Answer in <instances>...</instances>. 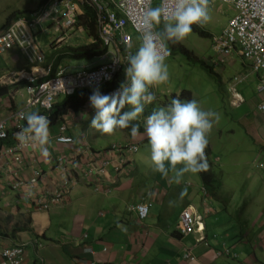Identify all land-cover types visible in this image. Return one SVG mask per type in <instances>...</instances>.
Returning a JSON list of instances; mask_svg holds the SVG:
<instances>
[{"label": "clouds", "instance_id": "1", "mask_svg": "<svg viewBox=\"0 0 264 264\" xmlns=\"http://www.w3.org/2000/svg\"><path fill=\"white\" fill-rule=\"evenodd\" d=\"M58 1L61 2V5L57 14L53 13L49 17H43L39 20V17L43 16L44 12L50 11L49 9L55 3V0H42L37 11L30 12L29 15H24L20 12L13 13L8 20L0 26V32H2L7 30L15 22V20L19 18L28 20L30 23L28 27V34L31 35L33 39L36 46V52L41 53L45 57L44 61L40 63L37 61L36 52L30 50L29 53L26 54L18 43L12 48H18L19 52L23 56L27 57L32 67L30 70L8 71L9 74L0 76V87L8 88V92L5 95L0 96V106H2L1 104L8 106V114L2 117V114L0 113V120L8 117L9 113L21 111L29 98V94L26 91V86L29 84L27 80L7 85L1 83V80L5 76L10 75L13 72H26L30 75L36 72L38 68H46L51 65L53 68L52 75H45L44 78H40L42 82L56 76L58 71L61 70L66 76L75 77L78 73L83 71H94L100 66L109 64L113 61V58L117 57L114 48L102 47L96 13L93 9L92 10L95 14L97 36L94 38L90 36L86 30L87 28L82 23L80 17L83 15L85 10V3H88L86 0H81L82 2L78 5H76V0ZM65 1L71 2V4H74L77 7L78 23L75 30L70 32L69 40L64 42L61 46L56 47L52 46V43L59 35L55 28V20L63 18L65 11L63 2ZM221 1L233 6L236 13L229 19L228 25L217 34H209L207 31H203V25L208 23L211 19L209 12V0H173L174 10L172 11H169L161 5V3L159 6L148 8L144 12V28L141 32V36L139 33L133 31V29L128 30L131 32L133 37V48L132 52L127 54L128 51L125 50L124 46H121L122 52L120 55L124 58L126 54L127 58L125 59L127 60L123 59L120 61V70L116 71L109 80L102 83L100 86L85 87L80 89L75 87L70 94H61L56 98L57 100L55 99L56 103H58L57 101L61 96H64L65 100L66 98L76 96L82 91L92 90L93 94L89 97L90 101L84 104L77 111L69 110L66 114H64H71L74 116L71 129L73 130L74 127H78L79 124H81L80 121L87 118L84 123L85 126L89 127L92 131L97 130L99 138H101L102 135L107 134L106 137L121 139V141L111 142L108 146L101 148H93L92 144L88 142L89 133L86 131L82 132L79 137H75L67 132V134L73 138L74 143L60 144L57 137L60 133V120L64 115L55 124H52L46 115L40 114L41 111L39 108L32 112L29 111L19 113V115L25 119V124L27 125L16 134L17 138L22 142L32 140L36 141V144L39 143L40 145H46L49 143V140H51L52 145L70 146L71 149L67 152L59 154V156L53 160V164H47L51 167V169H53L54 173H58L62 176V179H57L54 187L49 190L45 189L41 185V183L46 180V177H48V172L43 167H35L30 173H26L24 169L26 166L25 159L23 165L21 166V172L25 185L14 187V183L11 182L8 176V167L4 165L2 169H0V199L7 200L6 194L10 193V195H12L17 202L24 201L28 203L30 208L34 211L49 212L52 209L67 205L70 200L72 190L77 185H81L82 182L87 185L88 189H92L94 192H102L105 194L110 193L111 188L103 186V179L108 176L110 177V175L113 174L119 175L122 171L133 174V171L136 168L135 157L138 153H142V150H146V147L148 148V152L151 154V156H148V160L152 164L151 168L157 172V174H155L156 180H159L158 173H160L167 181L166 184L176 183L179 186L185 187V189L180 193V199H183L187 195L186 188L193 187L195 179L194 178L192 180L191 178H185L186 182L182 183L184 176L190 173L197 174L206 172L210 167L206 156V149L210 146L211 150H213L211 137H215L216 140H219L218 137L222 135L221 131L218 132L215 129L212 132L214 125L218 122L225 123V121H232L233 118L230 116L231 109H236V112L238 113V108H242L248 104V101L241 91V87L243 84L246 85L249 83V75L254 74L257 80V82H255V92L257 95L264 96V38L260 41V55L258 60H260L261 63L259 64L257 60V66L254 58L247 57L245 55L244 49L246 41H244L240 29L236 27V30L234 31L236 32L234 34V39H231L229 36V33H232L231 29L237 24L234 21L237 20L239 22L243 12L255 8L261 4V2L258 0ZM28 16H32L33 19ZM45 23L50 24V26L55 30V38L49 44V53H44L41 50L40 45L36 42L37 37L34 32L38 25ZM193 28L196 29L195 32L204 37L210 38L211 50L214 52L212 63L207 64L205 60H201L200 62L201 65L208 70V72L215 74L218 79L222 80V71L218 73L216 72V69L222 68V70H224L226 66H229V62H234L235 57H239L248 62L244 66L250 65L251 70L248 68L243 69L242 72L233 76L230 81L223 86L224 92L228 91L229 94H227L224 99L217 97L216 102H219L221 108L223 107L224 102H228L229 107L227 110L220 111L219 113L210 110L207 103L200 104L197 100L193 99V94L189 91L187 92L186 90L181 92L172 91L171 93L167 91L165 95H168V97H166L165 101H161L159 97V91L156 86L167 84L170 80L169 68L166 63V59L169 58L173 52H179L178 49H175L176 46L182 48L183 52L190 56V52L181 45L180 41L192 34L194 31ZM79 30H83L88 34L89 38H92V42L90 40V44L85 46L88 47L90 55L88 57L83 56L79 58L68 56L64 59H58L59 61L56 64L54 59H50V57L55 54L58 58H60L58 53L60 50L66 48H85L79 46L77 43H75L76 45L72 43L73 33ZM134 34H136L137 38H134ZM138 38L141 40L140 47L136 43L139 42ZM12 49H9L8 51ZM8 51L4 54H0V56L2 57L6 55ZM104 53L107 54L106 60H102L101 58V55ZM73 60L75 62H73L74 64L72 63V65H76L80 62H82V65L73 69H71V64H68L69 67L66 66V62H71ZM123 67L125 69V73L120 85L109 90L107 95L102 94L100 91L103 87L107 83L113 81L116 76L120 74ZM15 88L18 89L16 90ZM19 90L26 93V100L15 109V101ZM182 92L190 97V100L183 99L181 97ZM173 96L175 98H173ZM54 104L55 102L53 103V106ZM150 107H153L152 112L145 117L144 112ZM256 107L259 112H264V101L257 103ZM1 110H3V106L1 107ZM84 113L91 115V118L93 117L92 120ZM137 120H139L144 126L143 133L140 132L139 124L133 123ZM56 124H58V134L50 137V127ZM117 129H121V132L122 129H124L126 130V133L122 132V136L119 134H113ZM82 130L84 131V129ZM12 131L13 129L11 128L9 131V137L6 141H0V150L4 145L14 144ZM127 133H129V137H125ZM231 134L234 135V131H231ZM235 139L236 138L234 137V140ZM82 142L87 143L93 153H102L104 158L100 159L98 162L102 163V161L106 160L107 165H100L99 167L92 169L87 167L86 164H82L80 168H76L74 165L68 164L67 160H71L69 159L71 154L73 155L75 149ZM145 145L146 147H144ZM261 147L264 149V146ZM233 150L235 151V156L238 157V154L241 151V146H236ZM263 153L264 152H258L255 160L249 163L251 164V168L254 169V178L259 176L262 180H264V158L259 162L258 160ZM60 156L66 158V169L64 170L59 169L57 166V160ZM78 160H80V158ZM215 160L217 163L219 162V155H216ZM224 166L226 165L222 164V166H220L217 164V168L220 171L221 167ZM89 169H92L91 174L89 176H85V173L88 172ZM37 172L39 173L38 176H36ZM219 174L222 179V172H219ZM34 177H36V184L31 186L30 180ZM198 178L199 181L197 180V183H199V188L204 195L203 198L205 200L208 199L211 202L213 201L216 207L223 208V204L210 195L208 189L203 186L200 177ZM57 191H64L63 199L59 202L53 201ZM159 194L163 197L165 192L163 191V194L162 192H159ZM175 204L176 201H169L170 207L175 206ZM141 207L146 209L143 216L140 214ZM149 207L150 205L148 201L141 200V202L137 204L128 205L127 210L128 212H136L138 220L144 221L148 217ZM4 208L7 209L6 206H4ZM4 208L0 207V212H2ZM247 210L248 209H246V211ZM185 211L190 212L197 221L195 231L189 234L183 233L180 229L181 216ZM207 212L210 213V211ZM221 212H226L225 214L230 217L229 213L226 211V207L223 208ZM206 221L207 220L204 215L202 216V214L196 213L191 207H187L180 214L178 231L183 236L199 234V242L208 241V228ZM216 221H218V219ZM22 230V228L17 227L15 224L11 229L10 236L16 235ZM262 234L264 238V228ZM40 238L45 237L42 235ZM84 238H87V236L84 235ZM8 239L9 235L7 229L0 225V251L2 249L12 248L18 245H25L24 249L26 248V243L23 242L7 246L5 243ZM260 240L261 242L263 241V239ZM34 243L37 247H42V243L39 239H35ZM206 244L209 245L208 243ZM225 245L226 244H223L221 249L215 250V258L228 257L230 259H239L238 254L234 253L230 247ZM106 250L107 249H104V251ZM84 252L92 255L95 253L91 246H86L84 248ZM188 255L194 259L186 257ZM184 258L188 261L195 260V257L191 252L186 253ZM91 263L97 264L94 260H87L83 264ZM38 264L44 263L41 262Z\"/></svg>", "mask_w": 264, "mask_h": 264}, {"label": "crops", "instance_id": "2", "mask_svg": "<svg viewBox=\"0 0 264 264\" xmlns=\"http://www.w3.org/2000/svg\"><path fill=\"white\" fill-rule=\"evenodd\" d=\"M80 65L82 62L72 65L71 69ZM66 66H68L67 62ZM31 67L27 57L23 56L18 48L0 56V70L4 69L3 71H5L6 69L11 72L30 70ZM248 85L246 87L243 84L241 87L248 104L238 108V113L236 109L230 111L231 118L235 119L237 124L236 128L232 125L231 131H234L233 137L237 138L239 137L237 128H239L245 132L248 138L253 140L256 137L260 143H264V112H259L256 107L257 103L264 101V96L257 95L255 92L256 83L251 79ZM22 95L24 96L23 91L19 90L16 98L23 97ZM19 102L16 99L15 109L23 101L20 105ZM1 105L3 110L0 106V113L4 117L8 114V106ZM86 120L87 118L80 121L81 124L74 127L73 130L70 126L68 132L79 137L82 132L87 131L90 138L88 142L92 144L93 148H96L95 143L98 142L100 145L101 138H99L97 130L92 131L85 126ZM57 130L58 124L51 126L50 137L58 134ZM70 149V146L52 145L51 140L46 145L36 144L25 155V172L30 173L35 167H43L48 172V177L41 185L45 189H52L57 179L61 180L62 176L54 173L47 164H53V160L59 154ZM248 149L250 147H246L244 151ZM148 156L151 154L147 147L146 150H142V153L136 155V168L133 174L122 171L119 175L113 174L110 177H105L102 184L111 188L110 193L94 192L82 182L72 190L67 205L49 212L34 211L28 203L17 202L13 196L10 197V193H7L4 205L7 209L4 208L0 212V225L7 229L9 235L5 245L26 243L24 264L41 262L44 264H83L87 260H94L97 264H227L230 258H215L214 256L215 250L221 249L223 243L230 247L234 253L242 255L247 253V257L242 262L239 260L241 264H264L262 234L264 204L259 203L252 206L249 212L246 211V216L250 221L249 225L238 228L239 226L236 227V221H234L228 230L229 235L224 241L221 240V243L215 237L213 228L216 222L227 221L225 217H222L226 213L221 212L223 208L216 207L213 201L203 198L199 183L192 178L191 173L186 174L184 178L194 179L193 187L186 188L187 195L180 199V193L185 187L176 183L166 184L167 181L160 173H158L159 180H156L157 172L151 168L152 164L148 160ZM227 157H232L231 162L238 159L235 162L238 165L241 154L239 153L237 157L234 150L227 149L225 154L219 156L218 164L222 166ZM248 163V161L245 162L246 165H251ZM249 177L252 178L247 182V187L248 191L253 193L255 188V183L252 182L254 173L248 175V179ZM151 184H153L152 187ZM163 191L165 195L162 197L159 192L163 194ZM141 200L148 201L150 205L148 217L144 221L138 220L136 212L127 210L128 205L137 204ZM169 201H176L175 206L170 207ZM187 207H191L202 216L204 215L206 219H211L206 221L208 241L199 242V234L183 236L178 231L180 214ZM213 218L218 221H214ZM15 224L23 230L10 236L11 229ZM42 235L45 238H40ZM84 235L87 238H84ZM35 239H39L42 247H37L34 243ZM230 239L233 240L232 243L228 242ZM260 239L263 241L261 242ZM86 246H91L95 253L93 255L85 253ZM104 249L107 250L104 251ZM188 252H191L195 257L194 261L185 260V254Z\"/></svg>", "mask_w": 264, "mask_h": 264}, {"label": "built area", "instance_id": "3", "mask_svg": "<svg viewBox=\"0 0 264 264\" xmlns=\"http://www.w3.org/2000/svg\"><path fill=\"white\" fill-rule=\"evenodd\" d=\"M261 2L255 8L242 13L239 22L235 20L237 24L231 29L232 33H229L231 39H234V32L236 27L241 31L246 46L244 49L247 57L254 58L258 66L257 60L260 55V41L264 38V0H258ZM87 4L96 13L97 25L100 30L101 45L103 48H114L117 57L113 58V61L109 64L100 66L94 71H83L78 73L75 77L66 76L63 71H58L57 75L51 77L49 80L42 82L40 78H44L45 75H52L53 68L48 66L46 68H38L36 72L28 74L26 72H13L10 75L5 76L1 83L3 84H16L23 80H27L29 84L26 86V91L29 94L23 109L9 113L8 117L0 120V141H6L9 137V131L12 128V138L14 144L4 145L0 150V169L4 165L8 167V176L14 187L25 185L21 166L24 163L25 155L28 150L34 148L36 141L29 140L22 142L17 138V132L26 127L25 119H23L19 113L34 111L39 108L40 114L46 115L49 119V114L53 108V103L57 97L61 94H70L74 88L77 89L85 87H97L102 83L109 80L112 75L120 70V61L127 58H123L120 53L122 52L121 46L126 51L132 52L133 37L129 29L137 32L141 36V32L144 28V12L148 8L153 6L154 0H86ZM61 2L55 0L50 11L44 12V15L39 17L41 20L43 17H49L53 13L59 12ZM161 5L167 8L169 11L174 10L173 0H162ZM65 8L62 19L55 20V28L59 35L56 37L52 46H61L64 42L69 40L70 32L74 31L78 23V9L71 2H63ZM30 23L24 18H19L5 31L0 32V54H4L9 49H12L17 43L24 50L26 54L29 51L36 52V46L33 42L31 35L28 34V27ZM37 61L43 62L45 57L41 53H37ZM102 60H106L107 54L101 55ZM127 60V59H125ZM259 64L261 63L258 60ZM74 116L71 114L64 115L60 120L59 136L57 140L60 144H73L74 140L67 132L72 125ZM50 121V120H49ZM74 155V156H73ZM71 154V157L67 160L68 164L74 165L76 168H80L82 164H86L87 167L92 169L99 167L100 165H107V161L99 163L100 159H103L102 153H93L88 144L82 142ZM74 158V159H73ZM77 158V159H76ZM80 158V160H78ZM82 158V159H81ZM66 158L60 156L57 160V166L59 169H66ZM92 169H89L85 173V176L91 174ZM98 172V171H97ZM39 173H36L38 176ZM31 186L36 184V177L30 180ZM64 191H57L55 199L53 201H61L63 199ZM146 212L144 207L140 208V214L143 216ZM196 218L188 211H185L180 220V229L183 233L189 234L195 231ZM25 245H18L12 248L2 249L0 251V264H23L25 255ZM186 257H190L189 255ZM190 259H194L190 257ZM93 264V263H91Z\"/></svg>", "mask_w": 264, "mask_h": 264}, {"label": "rangeland", "instance_id": "4", "mask_svg": "<svg viewBox=\"0 0 264 264\" xmlns=\"http://www.w3.org/2000/svg\"><path fill=\"white\" fill-rule=\"evenodd\" d=\"M41 2L42 0H0V26L4 24L13 13L20 12L24 15H29L30 12L37 11L41 5ZM81 2V0H76V5ZM160 3L161 0H154L152 7L159 6ZM209 12L211 19L208 23L203 25V31H207L209 34H217L228 25L229 19L236 13V10L233 6L222 2L221 0H209ZM28 17L33 19L32 16ZM35 34L37 36L36 42L42 48L41 50L44 53H49V44L55 38V30L50 26V24L45 23L42 25H38ZM73 34L74 41L72 43L75 44L76 42L81 47L89 45L90 40L92 42V38H89L88 34L83 30H79L77 32H74ZM134 38H137L136 34H134ZM138 39L139 42L136 43L140 47L141 40L140 38ZM180 43L190 52V56L183 52L182 48L176 46L175 49H178L179 52H173L172 55L166 59V63L168 64L169 68L170 80L167 84L156 86L159 91L160 100L165 101L166 97H168V95H165L167 91L171 93L172 91L181 92L186 90L187 92H191L193 94V99L197 100L200 104L207 103L208 107L212 111L219 113L220 111L227 110V108L229 107V103L224 102L223 107L221 108L219 102H216V99L217 97L221 99L226 98L227 94L229 93L228 91L224 92L223 86L227 84V82H229L233 76L238 75L240 72H242L243 69H250V65L244 66L248 62L242 60L239 57H235L234 62H229V66H226L224 70H222V68H217L216 72L219 73L222 71V80H220L215 74L208 72V70L205 69L200 62L201 60H205L207 64L212 63L214 52L211 50L209 37H204L201 34L193 31L192 34H190L184 40L180 41ZM1 61H3V58H1ZM73 62L75 61L73 60L71 62H67V64H72ZM3 70L4 69L0 70V76L9 74L6 69L5 71ZM248 77L253 82H257L254 74H251ZM244 86L248 87L249 85L246 84ZM23 93V97L18 96L17 98V102L20 101L19 105L21 101L26 100V93L24 91ZM56 100L54 101L55 103ZM63 100L64 96H61L57 102H62ZM84 114L88 118H91V115L87 113ZM232 121L233 122L225 121V123L218 122L217 124H215L212 132L215 129L218 132L221 131L222 135L218 137L219 140H216L215 137H211V140L213 142V157H215L216 155L220 156L221 154H225L227 152V149L232 151L236 146H241V159L239 160L238 165L237 163H235L238 161V159H234V161L231 162L230 159L232 157H227L226 160H224L223 164H226L229 167H221V171L218 170V168L214 169V172L218 171L220 173L222 172L223 174V178L221 179V189L218 192L219 198L223 201V208L226 207L228 209L229 215L230 213L233 214L232 218L224 214L222 217H225L227 221L220 223L216 222L214 224V234L217 240L220 242L221 240L224 241V239H226L229 235L228 230H230V226L233 225V222L236 221L235 215L241 217L244 209L249 208V212L252 206H256L259 203L264 204V180L260 179L259 176L254 178V180L252 181L255 183V188L253 189L254 192L250 193L248 191L247 182L250 181L252 177H249L248 179V175H251L254 172V169L250 167L251 165L245 164L246 161H248L249 163L254 161L258 152H264V149L261 147L264 146V143H260L256 137H254L253 140L251 138H248L245 135V132L239 130V128H237V136L241 138L237 137L234 140V135L231 134V128L232 125L236 128L237 124L235 119H233ZM122 132L126 133V130L122 129ZM122 132L121 129H117L113 134H119L122 136ZM106 136L107 134L102 135L100 145L98 142L95 143V145L97 146L96 148L108 146V144H110L111 142L121 141V139ZM129 136V133L125 135V137ZM246 147H250V149L244 151ZM263 158L264 153L261 155L258 162ZM233 163L235 164L232 165ZM191 176L192 178H195L197 176V178L195 179L199 181L198 173L191 174ZM152 186L153 184H151V187ZM10 197H12V195ZM4 205L5 200L0 199V207L4 208ZM240 211L242 212V214H240ZM215 220L217 219L215 218L214 221ZM257 230H259V227H257ZM228 242L232 243L233 240L230 239L228 240ZM237 254L239 256V259L231 258L227 261V264H241L239 260H241L242 262L247 257V253H243V255L241 253Z\"/></svg>", "mask_w": 264, "mask_h": 264}, {"label": "trees", "instance_id": "5", "mask_svg": "<svg viewBox=\"0 0 264 264\" xmlns=\"http://www.w3.org/2000/svg\"><path fill=\"white\" fill-rule=\"evenodd\" d=\"M84 7H85V10L83 12V15L80 18L82 20V23L87 28L86 30L89 33V35L94 38L97 36L96 25H95V14H94L93 10L88 6V4L85 3ZM194 31H196V29H194ZM58 53H59L60 58H58L55 54H54V56L52 55L50 57V59H54V62L56 64L59 61L58 59H64L68 56H73L75 58H79V57H83V56L88 57L90 55L88 47H85L82 49L66 48V49L60 50ZM124 73H125V69L123 67L120 74L117 75L113 81L107 83L100 92L102 94L107 95L109 90H111L112 88H114L116 86H119L123 80ZM7 92H8L7 87H0V96L5 95ZM92 94H93L92 90L91 91L85 90V91L78 93L76 96L66 98L63 102L55 103L52 110L50 112H47V114H49L50 123L55 124L69 110L77 111L84 104H86L88 101H90L89 97ZM181 97L185 100H190V97H188L184 92L181 93ZM173 98H175V97L173 96ZM152 109H153V107H150L149 109H147L144 112V116L146 117L147 115H149L152 112ZM133 123H138L140 126V132L141 133L144 132V126L141 124V122L139 120L134 121ZM206 156L208 158V162H209L210 167H209L208 171L198 173L199 177L201 179L203 186H205L208 189V191L210 192V195L213 196L216 200L223 203L222 199H220L218 196V192L221 189L220 174L218 171L214 172V169L217 168L218 163L215 160L216 156L215 157L212 156V150H211L210 146H208V148L206 149ZM184 182H186L185 178H183V180H182V183H184ZM226 211L229 213L227 208H226ZM240 214H242L241 211H240ZM230 217L231 218L233 217L232 213H230ZM235 218H236V224L235 223L234 224L236 227L239 226L238 228L244 227V226H247L250 224V221L246 216V209H244L241 217H239L238 215H235Z\"/></svg>", "mask_w": 264, "mask_h": 264}]
</instances>
